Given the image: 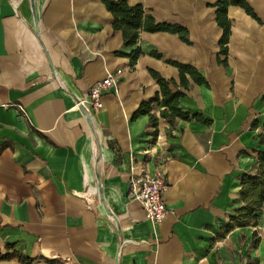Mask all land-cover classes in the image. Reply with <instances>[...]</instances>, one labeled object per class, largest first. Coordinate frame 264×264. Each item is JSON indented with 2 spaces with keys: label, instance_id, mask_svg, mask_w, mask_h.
<instances>
[{
  "label": "crops",
  "instance_id": "0c3cea01",
  "mask_svg": "<svg viewBox=\"0 0 264 264\" xmlns=\"http://www.w3.org/2000/svg\"><path fill=\"white\" fill-rule=\"evenodd\" d=\"M217 1L127 0L184 27L189 43L140 31L125 46L101 0H0V253L32 264H264V203L255 225L224 230L243 204L241 175L264 169V0H227L226 35ZM135 48L134 64L116 54ZM169 61L206 79L173 88L208 122L171 125L154 102L152 135L148 115H132L159 93L150 70L178 83ZM116 69L100 109L77 104ZM141 166L164 172L161 222L128 195Z\"/></svg>",
  "mask_w": 264,
  "mask_h": 264
},
{
  "label": "trees",
  "instance_id": "16d2710c",
  "mask_svg": "<svg viewBox=\"0 0 264 264\" xmlns=\"http://www.w3.org/2000/svg\"><path fill=\"white\" fill-rule=\"evenodd\" d=\"M106 9L112 14L114 29L120 30L125 46L136 44L140 31L157 32L167 31L176 33L179 38L189 43L187 31L184 27L178 24H169L166 22H157L153 16L145 11L140 4L129 5L127 0H101ZM227 0L217 1V19L224 29V35L227 33V26L223 24V12L226 8ZM139 48L131 50L129 53L121 51L116 52L119 55H127L130 57V63L134 64L138 56L141 54ZM150 55L159 58L160 54L155 50H151ZM170 64L177 67L179 72L178 83L174 79H166L158 72L150 70V74L159 85V93L149 101H141L134 111L132 117L138 115H148L150 125L153 127L152 135L157 133L158 118L151 113L152 104L160 102L164 108L160 111V117L165 119L169 124L173 125L176 119L191 120L196 119L203 122H208L200 113H190L180 108L178 99L184 95V91L174 89L173 87H182L186 89L189 86V76L192 81L199 85H207L204 76L193 66L182 64L175 61H169ZM264 140V136L261 137ZM259 162L264 161V151L258 153ZM261 165V164H260ZM239 195L243 204L235 210L225 225L224 230H229L232 227L245 225H255L258 217V212L261 210L264 203V169H259L254 173H243L240 178ZM16 257L21 264H32L35 258L25 256L18 252L0 253V260ZM52 262V260H48Z\"/></svg>",
  "mask_w": 264,
  "mask_h": 264
},
{
  "label": "built area",
  "instance_id": "2783aa9c",
  "mask_svg": "<svg viewBox=\"0 0 264 264\" xmlns=\"http://www.w3.org/2000/svg\"><path fill=\"white\" fill-rule=\"evenodd\" d=\"M121 72V69H116L95 81L85 95L78 99L77 104L84 108L100 109L103 105V92L109 88H116ZM165 189V175L160 168L149 170L141 166L137 172L130 175L128 195L139 202L145 218L150 222H161L169 212L163 198Z\"/></svg>",
  "mask_w": 264,
  "mask_h": 264
},
{
  "label": "water",
  "instance_id": "95a60500",
  "mask_svg": "<svg viewBox=\"0 0 264 264\" xmlns=\"http://www.w3.org/2000/svg\"><path fill=\"white\" fill-rule=\"evenodd\" d=\"M31 2H32V0H31ZM34 21H35V29L37 28V24H36V16H35V14H34ZM82 106V105H81ZM83 107V106H82ZM84 108V107H83ZM99 188V194H100V196H101V193H102V191H101V188H100V186L98 187Z\"/></svg>",
  "mask_w": 264,
  "mask_h": 264
}]
</instances>
